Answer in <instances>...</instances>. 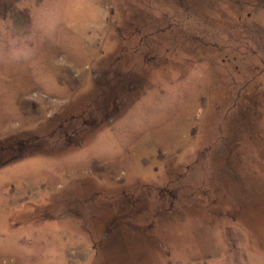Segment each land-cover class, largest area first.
Here are the masks:
<instances>
[{
  "label": "rangeland",
  "instance_id": "obj_1",
  "mask_svg": "<svg viewBox=\"0 0 264 264\" xmlns=\"http://www.w3.org/2000/svg\"><path fill=\"white\" fill-rule=\"evenodd\" d=\"M0 264H264V0H0Z\"/></svg>",
  "mask_w": 264,
  "mask_h": 264
}]
</instances>
